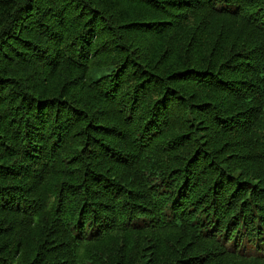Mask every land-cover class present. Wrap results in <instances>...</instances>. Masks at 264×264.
<instances>
[{"label": "trees", "instance_id": "trees-1", "mask_svg": "<svg viewBox=\"0 0 264 264\" xmlns=\"http://www.w3.org/2000/svg\"><path fill=\"white\" fill-rule=\"evenodd\" d=\"M0 264H264V0H0Z\"/></svg>", "mask_w": 264, "mask_h": 264}]
</instances>
